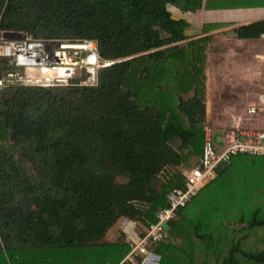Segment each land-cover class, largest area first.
Segmentation results:
<instances>
[{
  "label": "trees",
  "instance_id": "16d2710c",
  "mask_svg": "<svg viewBox=\"0 0 264 264\" xmlns=\"http://www.w3.org/2000/svg\"><path fill=\"white\" fill-rule=\"evenodd\" d=\"M248 2L253 0H247ZM263 2L264 0H257ZM202 0H0V32L95 43V85L0 86V264H140L128 256L183 172L205 123ZM238 39L264 34V20ZM15 67L0 57V78ZM140 231L130 242L118 226ZM146 246L157 264H264V156L238 154ZM119 237H108L111 231Z\"/></svg>",
  "mask_w": 264,
  "mask_h": 264
},
{
  "label": "crops",
  "instance_id": "0c3cea01",
  "mask_svg": "<svg viewBox=\"0 0 264 264\" xmlns=\"http://www.w3.org/2000/svg\"><path fill=\"white\" fill-rule=\"evenodd\" d=\"M182 17L188 23L185 41L206 39L204 125L217 132L228 128L264 130V106L259 105L264 97V34L256 39H238L235 34L239 26L264 20V3L202 0L200 9ZM252 107L256 109L249 113ZM254 122L260 126H248ZM120 225L126 239L136 242L141 231L128 219Z\"/></svg>",
  "mask_w": 264,
  "mask_h": 264
},
{
  "label": "built area",
  "instance_id": "2783aa9c",
  "mask_svg": "<svg viewBox=\"0 0 264 264\" xmlns=\"http://www.w3.org/2000/svg\"><path fill=\"white\" fill-rule=\"evenodd\" d=\"M0 57L11 59L15 67L14 71L0 78V86H66L80 70L87 74L80 85H95L97 70L112 63L100 60L95 43L89 40L59 42L26 36L11 41L0 40ZM259 105L264 106V97H260ZM255 109L252 107L248 112L253 113ZM216 133L220 135L219 144L215 142ZM238 154L264 156V130L228 128L217 132L213 127L204 125L202 151L197 166L183 172L184 188L171 191L168 206L157 213V221L146 228L128 256L148 254L146 246L166 235L167 223L174 218L176 210L214 178L219 165Z\"/></svg>",
  "mask_w": 264,
  "mask_h": 264
},
{
  "label": "rangeland",
  "instance_id": "374dc122",
  "mask_svg": "<svg viewBox=\"0 0 264 264\" xmlns=\"http://www.w3.org/2000/svg\"><path fill=\"white\" fill-rule=\"evenodd\" d=\"M22 36H24V35L21 33H18V32H8V33L0 32V40H8V41L17 40V39H21ZM263 67H264V64H263ZM80 71L76 72L75 78H78V77L80 78L82 76V70H80ZM235 71H237V69ZM233 73H234V71H233ZM229 75L231 76L230 73H229ZM230 81H236L237 82L238 80L237 79H230ZM242 82H245V81H242ZM256 86H257V83H256ZM213 113H214V111H213ZM259 118H261V117H259ZM251 124H253V125H251ZM251 124H249L248 126H253L256 128H258L260 126L259 125L260 122H254ZM120 226L121 225L119 224V226H118L119 232H121L119 229ZM118 231L117 232L114 230L111 231L110 234L108 235V237L109 238L110 237L118 238L119 237ZM157 263H158V258H155L154 256H152V254L148 253V254L143 256L142 262L140 264H157Z\"/></svg>",
  "mask_w": 264,
  "mask_h": 264
},
{
  "label": "water",
  "instance_id": "95a60500",
  "mask_svg": "<svg viewBox=\"0 0 264 264\" xmlns=\"http://www.w3.org/2000/svg\"><path fill=\"white\" fill-rule=\"evenodd\" d=\"M215 142H216L217 144L220 143V135H219L218 133L215 134ZM152 256H154L155 258H159V257L156 256V255H152Z\"/></svg>",
  "mask_w": 264,
  "mask_h": 264
},
{
  "label": "bare ground",
  "instance_id": "6f19581e",
  "mask_svg": "<svg viewBox=\"0 0 264 264\" xmlns=\"http://www.w3.org/2000/svg\"><path fill=\"white\" fill-rule=\"evenodd\" d=\"M4 36V35H3Z\"/></svg>",
  "mask_w": 264,
  "mask_h": 264
}]
</instances>
